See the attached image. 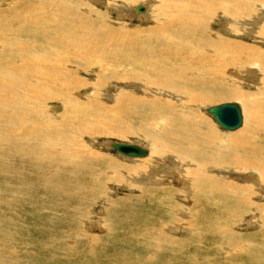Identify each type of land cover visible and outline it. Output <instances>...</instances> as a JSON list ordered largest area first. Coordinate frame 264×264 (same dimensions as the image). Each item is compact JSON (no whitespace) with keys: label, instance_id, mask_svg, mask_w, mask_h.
<instances>
[{"label":"rangeland","instance_id":"374dc122","mask_svg":"<svg viewBox=\"0 0 264 264\" xmlns=\"http://www.w3.org/2000/svg\"><path fill=\"white\" fill-rule=\"evenodd\" d=\"M2 1L4 3H2ZM2 1H0V5H5L6 3L9 5V3H15L16 1L19 2V0ZM78 1L83 2L81 0ZM105 1L106 0H93V5H88L85 1L83 2V5L87 4L86 6L88 7L85 6L83 9L84 12H92L93 16L102 22L100 23V27H102L103 31H105L104 29H106L107 26L109 29L114 28L112 30H117V33L114 31L110 37L117 42H120L126 34L129 36L128 39H130L131 36H136L139 39L144 38L147 34V29H152L154 26L151 18L154 17L156 19L160 14V0H141L137 3L117 1V4H115L116 1H110V3L108 2L109 4ZM73 2L77 3L76 0ZM99 2H103V4H100ZM145 2L148 3L151 8L150 12H148V18L146 16L145 19L142 20L128 16V12L132 15L133 9L136 6H143ZM210 2L212 4L213 1ZM7 4L3 6L8 7ZM214 6H216V4H214ZM115 10H119V12L117 11L116 13ZM95 13L98 15L96 16ZM243 14L244 18H239L237 21H234L235 18H231L229 15L224 14H220L218 18L216 17L212 21L209 20V22L206 23L209 27L207 28L208 35H211L210 37L216 36L223 38L222 40L226 42L228 41L230 44L241 43L244 46L250 45V48L255 47L258 50L260 49V46L264 48V40H261V42L257 41L258 35H256V32L259 29L260 24L258 21L253 22V20H255V15L258 14L257 7L250 8L248 11H243ZM85 16L91 18L90 14H85ZM227 18L233 19L230 20L232 22L227 24ZM242 20L244 21L245 26L241 25ZM109 25L111 26L109 27ZM103 26H106V28H103ZM241 29H243L244 32H242ZM127 35L126 38L128 37ZM133 37L131 39L135 40ZM262 42L263 44L260 45ZM104 48L107 50L109 47L107 45ZM122 48L124 49L123 46L118 49L117 54L120 55L125 53V49L123 51ZM226 52L228 53L224 55L225 57L237 55V49L235 51L226 49ZM130 54L133 55V53ZM240 54L245 57V54L239 53V55ZM243 57L241 58L244 59ZM147 58L150 59L149 56ZM129 59H132V57H129ZM113 62L115 63L112 59H106L104 64L107 65L103 64L102 69H98V66H94V68L92 67L93 70L90 72H85V74L81 73L79 77L84 80L82 85L85 86L82 87L80 91L78 90L80 97L75 96L74 100L77 97L78 101L86 107V105H89L88 101L95 98L94 101H97V104L101 107L100 116L94 122L84 125V128L103 131L105 126L110 125L113 122L118 130H121L124 125H132L131 128L136 129V132H129L122 137L107 135L97 136L96 138H83L79 133H73L70 129H65V132L69 133V135L67 137L63 136L62 139L68 143L70 142L67 156L72 160L69 159V161L64 164H59V160L62 157L57 156L55 153L49 155L45 148V132H43V130L37 132V136L34 137V140L26 139L15 143H9L10 149L13 150L8 152H5L4 147L0 144V165L2 164L1 167L5 169L4 171L0 167V197L2 198H0V264H264V184L258 186L256 182L253 183L252 180L248 178L246 179V177H244V175H246L244 171L243 179L240 178L236 180V177H230L231 174L228 170L226 171V169H220L216 166L205 164L204 166H201V169H194L195 167L192 168L194 169L192 179L186 176H184V178L183 175L179 173V181H176L173 180L171 173H177V169L168 170L167 167L161 169L160 165L157 167L150 166V159L141 163L140 161L137 162L140 158L124 159L113 149L106 150L101 145H99L100 149L95 148L98 146L97 142L103 144V142L107 140L110 142L131 143L143 146L147 149L148 154L151 155L150 149L151 151L153 150L152 143L147 139V136L146 138L144 137L147 134L141 130L145 128L150 134H156L157 131L154 127H147V123H140L139 119L125 124L120 123L121 121L119 120L115 121L112 118L114 115L119 117L117 115L118 112L130 109L126 107L117 108L118 100L116 101V99H118V95L124 93L130 94L131 92L132 94H135L133 96L135 97L134 100L137 99L136 103H138L140 99L147 98V96L145 97L141 91V87H144L145 85L141 82L123 80V82H119L122 86L119 89V85L112 82L114 79L109 80V72H111V68L117 69V76L119 77L124 76V73L128 72L126 67H118L114 65ZM244 65L245 63L237 65L238 70L241 73L243 72V74L248 71L246 68L248 65ZM231 69L232 68H227L226 70L228 71H225V74L222 76L219 74L216 75L217 77L214 79L218 80L209 84L211 86L207 89H191L196 95L213 97L212 99L202 102L199 106H193V104L188 103L186 107H183L186 97L184 96V100L182 95H175L176 93H172V91L167 89L162 90L158 93L159 95H155L156 97L154 98H159V100H162L160 102L164 104L168 102L167 104L171 105L176 111H186V113L184 112L186 115L193 113L192 115H194V119H203L206 126L208 125L207 127H203V130L206 132L207 129L210 128L211 131L213 130L222 137H227L241 132V130L244 131L245 129L243 128H246L251 124L248 118L243 114L249 107V102L253 100L264 102V71L263 69L260 71L259 68V71H256L254 75L247 77L230 74L229 70ZM219 70L220 69H216L215 73H218ZM199 76L202 75L199 74ZM211 77L213 76H210V78ZM244 78L245 80H243ZM98 79L105 80V84L108 85H105L104 88L100 86L98 89H101L102 91L97 95V93H94L95 91L92 90V87H96V83L99 81ZM123 86H125V89ZM225 88H234L236 92L240 93V95H244L243 97H246L245 99L242 97L232 99L225 95H221L219 90ZM71 92H74V90H71ZM215 93L220 95L215 96ZM168 96L170 98H167ZM131 100L133 99L131 98ZM228 102L238 103L241 107V111H243V122L241 127L232 132L224 131L219 128L214 123L213 119L204 111L207 107ZM128 103H131L130 100H128ZM53 104L57 106L59 105L56 101H53ZM0 108V110H3L5 114L9 116V110L7 107ZM10 108H12L11 105ZM140 110L141 108L139 107H132L128 117L138 113ZM261 111L262 110H260V112ZM41 121L42 128H46L47 126L54 127L55 124H57L46 120ZM123 121L128 120L124 119ZM36 123H39V120L36 121ZM41 127L38 128L40 129ZM164 127L165 130L169 129L163 123L161 128ZM88 139H95L94 141L96 142H94V145L90 143V146ZM31 147L35 152L31 150ZM180 147L181 145L177 147L178 152ZM89 148L90 151L88 150ZM194 149L200 156L206 155V152L200 148L199 140H196ZM55 150L61 151L60 147H57ZM20 151H23L24 153L21 152V154ZM24 154H26V156ZM79 154L84 157L80 162L90 169H87V167H85V170L87 169L86 171L83 170L84 168H82L81 171L74 169V163H76V157ZM90 156L91 158L89 159ZM167 156L170 158L171 154L166 153L162 157L167 158ZM17 157L20 158V161ZM173 157L174 162H180L175 159L176 157L174 155ZM30 158L34 160H30ZM4 159H9L7 161L9 164H7ZM151 161L154 163L153 158ZM186 162L187 161L180 163L183 166ZM195 163L203 164L201 162H194L193 164L196 167L198 165ZM113 164H115V167ZM12 166L13 169L11 168ZM17 166L18 168H21L17 169ZM23 166H25V168H23ZM135 166L139 168V172H137L138 174L129 175V172V174L119 173V176H113L111 174L113 170H118L119 167L125 169L133 168ZM92 167L95 169L97 168L96 171ZM58 168H61L63 171ZM171 168L174 167L171 166ZM202 169L207 170L208 173L206 175L215 178L221 185L204 183L205 187H201V185L199 186L195 173H201L200 170ZM9 170H13L17 173L10 172ZM24 171H27L28 173L26 172V174H24ZM59 171L62 172L60 173ZM118 171H120V169ZM63 172L68 173L65 174L67 177L65 176L64 178ZM7 173L10 174L8 175L9 177H7ZM241 173L237 174L239 175ZM14 175H18L19 177ZM10 176L12 178H10ZM62 178L65 180H61ZM231 183L237 184L230 185ZM238 184L245 187V192L250 196L247 197L249 200L246 199V201L248 200V203L250 202L252 205L254 204L253 208L255 209L253 210L252 207H247L246 213L234 217L230 214H240L239 208L236 209L234 205V200L236 199L221 198L220 190L222 189H220V187L223 185H229L231 190L239 193L240 190H237ZM253 184H255L257 190H254L255 188L252 187ZM81 185L85 188H82ZM215 187L217 189H215ZM249 187L251 189L250 191H248ZM163 189L165 191H163ZM168 189L171 193H174L172 196L169 194ZM253 191L254 194H252ZM249 193L251 194L249 195ZM242 194H244V192H242ZM261 194H263V197ZM253 196L255 197L253 198ZM175 210H177L178 213L181 211L179 213L181 216L177 212L175 213ZM253 216L255 220H253V218L251 219ZM239 219L240 222L237 224L236 222ZM250 221H254V223H249ZM178 224H180V226ZM164 225L170 226V228L175 227L176 232L166 230V226L164 227ZM181 226L182 229L180 228ZM166 235L177 238V241L180 243L178 242L174 248H171L170 244L165 240L164 236ZM231 235L232 238H230ZM225 239L231 240L233 244L227 242ZM236 241L242 242L238 243ZM228 243L231 244L229 245ZM227 245L229 246V249L231 247L230 250ZM235 245H239L240 248L238 246V249L236 250ZM175 251L177 253H175ZM240 254L241 256H239Z\"/></svg>","mask_w":264,"mask_h":264},{"label":"bare ground","instance_id":"6f19581e","mask_svg":"<svg viewBox=\"0 0 264 264\" xmlns=\"http://www.w3.org/2000/svg\"><path fill=\"white\" fill-rule=\"evenodd\" d=\"M73 1L74 0H19V2L16 1L15 3H9V5L6 3L8 7H4L6 4L0 5V7H4L0 8V49L2 48L0 52V107H7V109L9 110V116H7L3 110H0V144L4 147L5 152L13 150L10 149L9 143H15L26 139L34 140V137L37 136V132L39 130H43V132H45V148L47 149L49 155L55 153L57 156L62 157L59 160V164H64L70 159V157L67 156V151L70 148V142L68 143L67 141L62 139L63 136L67 137L69 135V133L65 132V129H70V131L73 133H79L83 138H96L97 136L107 135L122 137L129 132H136V129L131 128L132 125H124L121 130H118L115 127V123L113 122L112 124L105 126L103 131L84 128V125H88L94 122L100 116L101 107H99L97 101H94L95 98L93 97H91L93 98V100L89 99V105H86V107H84L83 104L78 101L77 97V101L76 99L74 100L75 96L80 97V94H78V90L80 91V89L85 86L82 85L84 83V80L80 79L79 75L81 73L85 74V72H90L91 70H93L94 66H98V69H102L104 61L106 59H112L113 61H115V63L113 62L114 65L123 68L126 67L128 72H121L125 75L119 77L117 76V69L111 68V72L108 71L110 74L109 80L114 79V81L112 82L117 83L116 85H119V89L122 87L119 82H123V80H130V82H141L145 84L144 87H141V91L143 95H145V97L147 96L146 99H140V102L138 101V103H136L137 99L134 100L135 97L133 96L135 94H132L131 92L130 94H126L123 92L124 94L118 95V99H116V101L118 100L117 108L126 107L131 109L132 107H139L141 108V110L138 113L128 117L130 109H125L122 112H118L117 115L119 117L114 115L112 118L115 121L119 120L121 121L120 123L125 124L127 122L136 121L139 119L140 123H147V127H154L155 129H157L156 134L148 133L145 128H143L141 131L147 134L144 137L146 138L147 136V139L152 143L151 145L153 146V150L151 151L150 149L151 155L159 156H151L147 153V155L145 156L146 158L129 157L121 155L115 151L116 153L121 155V157H123L124 159L140 158L137 161H140V163L147 159H150L151 163H144H150V166L156 167L160 165L161 169L165 167H167L168 170L177 169V173L170 172L171 176H173V180L176 181H179V173L182 174L183 177L186 176L192 179V176L194 175V169H201V166H204L205 164L216 166L220 169H226V171L228 170L231 174L230 177H236V180L243 177L244 171L246 174L244 175V177H246V179L248 178L252 180L253 183L256 182L258 186L264 184V102H259L256 100L250 101L248 105L249 107L246 109V112L243 113L251 123L250 126L243 128L245 129L244 131L241 130V132H238L236 134L222 137L220 134H217L213 130L212 132L210 128L207 129V132L203 130V127H207L208 125L206 126L203 119H194V115H192L193 113L186 115V111H176L175 109H173V107H171V105L167 104L168 102H165L166 104H164L160 102L162 100H159V98H154L159 95L158 93H160L162 90L167 89L172 91V93H176L175 95H182L183 97H186V101L185 103H183V107H186L188 103L193 104V106H199L202 102L212 99L213 97H202L201 95H196L191 91V89H207L209 86H211L209 84L218 80L214 79L215 77H217L216 75L219 74L220 76H222L223 74H225V71H228L226 70L227 68H232L231 70H229L230 74L243 75L247 77H249L250 75H254L256 71H259V68L260 71L261 69H263L264 71V48L260 46V49L258 50L254 46L253 47L255 49L250 48V45H247V47L242 45L241 43V45L234 44L233 42V44H230L228 41L226 42L222 40L223 38L216 36L210 37L211 35H208L207 30V28L209 27L208 25H206L209 20L212 21L216 17L218 18L220 14L229 15L231 18H235L234 21H237V19L239 20V18H244L243 11H248L250 8L257 7L259 15H255V20H253V22L258 21L260 24L256 35H258L257 41L261 42V40H264V0H160V14L156 19L150 15L152 17L151 20H153L154 26L152 29H147V34L144 36V38L139 39L136 36H131L130 39H128L129 36L126 34L128 36L126 38V35L124 34L125 37L123 36V39H121L120 37V42H117L113 40V38H110L114 31L117 33V30H112L114 28L109 29L108 26L107 29L106 26H103V28L107 29H104L105 31H103L102 27H100V23L102 22H100V20H97L93 16L92 12H84L83 8L87 4L83 5V2L86 1L88 5H93V0H81L83 2L76 0L77 3H74ZM106 1L107 4H109L110 1H116L115 4H117V1L137 3L141 0ZM210 1H213L212 4ZM2 3L4 2L2 1ZM99 3L103 4V2ZM214 4H216V6H214ZM137 8L139 7L136 6L133 9L132 15L130 12H128V16H131V18L134 17L136 19L142 20H144L146 16L147 18L149 17L148 12H150L151 8L148 3L145 2L144 5L140 7L141 11L139 12H137ZM117 11L119 12V10H115L116 13ZM85 14H90L91 18L86 17L88 15L85 16ZM116 15L119 16L118 14ZM230 20L233 19L227 18L226 23L229 24V22H232ZM244 24L245 23L242 20L241 25ZM110 26L111 25H109V27ZM241 31L244 32L243 29H241ZM132 37L135 40H132ZM105 44L109 47L107 48V50L104 48L106 47ZM262 44L263 42L260 45ZM122 46L125 49V53L119 55L117 54V51ZM226 49H231L234 51L237 49V55L232 57H225L224 55L226 53L231 52H226ZM130 53H133V55H131ZM239 53L245 54V57L241 56V54L239 55ZM148 56L150 57V59L147 58ZM129 57H132V59H129ZM241 57H243L244 59H242ZM241 63H245L246 66L248 65L246 67L248 71L244 72V74L243 72L241 73L237 68V65ZM216 69H220L218 73H215ZM199 74H201L202 76H199ZM210 76L213 77L210 78ZM98 80L100 82L98 81V83H96V87H92V90L95 91L94 93H97V95L102 91L101 89H98L100 88V86L104 88L105 85H108L105 84V80ZM243 80H245V78ZM124 87L125 86H123V88ZM71 90H74V92H71ZM219 92L221 93V95H225L232 99L241 97L245 99L246 97H243L244 95H240V93L236 92L234 88H225L223 90L221 89L219 90ZM217 95L220 94L215 93V96ZM131 98L133 100H131ZM167 98L170 97L168 96ZM128 100H130V104L128 103ZM53 101H56L57 103H59V105H54ZM10 105L12 108H10ZM207 108H205L204 111L207 115H209L206 112ZM260 110L262 111L260 112ZM209 116L213 119L211 115ZM124 119L128 121H123ZM38 120L39 123H36V121ZM41 120H46L52 123L55 122L57 124L54 123V127H48L47 124L46 128H42ZM70 122H72L73 124ZM163 123L166 125V127L169 128L168 130H165V127L161 128ZM38 127L41 128L39 129ZM94 140L95 139H88L89 145L90 143L94 145V142H96ZM196 140L200 141V148L206 152V155L200 156L199 153L194 149ZM112 143L113 142L106 140L105 142H103V144L97 142L98 146L94 147L99 148V145H101L102 147H104V149L111 150ZM179 145H181V147L178 152L177 147ZM57 147H60L61 151L55 150ZM31 150L34 151L33 148ZM88 150L90 151V148ZM21 152L23 151H20V153ZM166 153H170L171 157L169 158V155L167 156V158H164L165 156L162 157ZM87 154L90 155L89 153ZM24 155L26 156V154ZM173 155L176 157L175 159H177V161H187L186 164L182 166L180 162H174ZM31 158L30 160H34ZM76 158L77 161L76 163H74V169H76L77 171H81V169L84 168L83 170H85V167L87 166H84V164L80 162V160L84 157L79 154ZM90 158L91 156L89 157V159ZM152 158L154 159V163H152L151 161ZM8 160L5 161L7 162ZM194 162H201L203 164L195 163L198 165L196 167L193 164ZM7 164H9V162H7ZM25 166H23V168H25ZM113 166L115 167V164H113ZM171 166L174 168H171ZM193 167L195 168L192 169ZM11 168L13 169V166ZM20 168H18L17 166V169ZM87 169L90 168L87 167ZM119 169L120 171H118ZM119 169L113 170L111 174L113 176H119V173L129 172V175H134L139 172V168H137V166L125 169L119 167ZM3 170L5 171V169ZM11 171L17 173L13 170ZM200 171L201 173H195V177L197 183H199V186L201 185V187H203L204 183L211 185L212 183H214V185H221L218 181H216L215 178L206 175L208 173L207 170L202 169ZM26 172L27 171H24V174H26ZM8 173L6 174L7 177H9L8 175H10ZM237 173L241 174L238 175ZM63 174L65 178V174L68 173L63 172ZM10 178L12 177L10 176ZM61 180L65 179L62 178ZM233 184L236 185L237 183H231L230 185ZM228 186L229 185H223L220 187V189H222L220 190V197L236 199L234 200L235 208H239L240 210V214L231 213V216L238 217L241 214L246 213L247 207H252L253 210L255 209L253 208L254 204L252 205L250 202H247L249 200V198L247 197L250 196H248L247 192H245V187L238 184L237 190H240V192L236 193L235 191L231 190L230 186ZM252 187L255 188L254 190H257L255 184H253ZM215 189L217 188L215 187ZM250 190L251 189L249 187L248 191ZM163 191L165 190L163 189ZM242 192H244V194H242ZM169 194H171L172 196L174 193H171V191L169 190ZM250 194L251 193H249V195ZM252 194H254V191L252 192ZM261 196L263 197V194H261ZM254 197L255 196H253V198ZM246 199L248 200L246 201ZM176 212L177 210H175V213ZM179 215L181 216V214ZM252 218L253 220H255L254 216L251 217V219ZM239 222L240 219L236 223L238 224ZM249 223H254V221H250ZM178 225L180 226V224ZM165 226L166 225H164V227ZM180 228L182 229V226ZM165 229L169 231H175L176 228H170V226H166ZM164 237L165 240L170 244L171 248H174L175 245L179 242L175 237H169L167 235ZM230 238H232V235ZM225 240L232 243V241L229 239ZM236 242L241 243L242 241ZM235 246L234 247L237 250L239 245ZM175 253L177 252L175 251ZM239 256H241V254Z\"/></svg>","mask_w":264,"mask_h":264},{"label":"water","instance_id":"95a60500","mask_svg":"<svg viewBox=\"0 0 264 264\" xmlns=\"http://www.w3.org/2000/svg\"><path fill=\"white\" fill-rule=\"evenodd\" d=\"M137 11H141V8H137ZM206 112L211 115L215 123L225 131H235L241 127L243 122L241 107L236 102L221 103L216 106H211L206 109ZM111 149L121 155L129 157H145L148 153L147 149L144 147L131 143L113 142L111 144Z\"/></svg>","mask_w":264,"mask_h":264}]
</instances>
